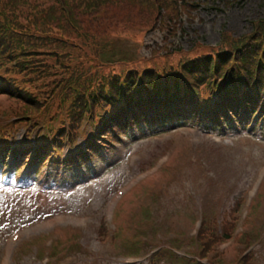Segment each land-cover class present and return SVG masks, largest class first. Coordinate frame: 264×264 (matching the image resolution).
<instances>
[{
	"label": "rangeland",
	"instance_id": "rangeland-1",
	"mask_svg": "<svg viewBox=\"0 0 264 264\" xmlns=\"http://www.w3.org/2000/svg\"><path fill=\"white\" fill-rule=\"evenodd\" d=\"M260 20H264V0H0V60L5 74L33 78L31 85L16 89L15 99L0 96V123L41 122L64 95L69 106L82 69L93 75L91 87H95L102 78L124 70L151 68L150 61L156 63L154 56L185 61L199 54L201 42L216 45L233 35L242 37ZM180 49L185 51L180 53ZM13 68L19 70L12 73ZM111 69L114 72L109 74ZM48 102L51 105H46ZM156 133L124 141L122 152L128 147L130 153L142 158L135 168L129 169L124 162L91 183L76 179L70 192L0 189V264L6 259L7 264H45L43 251L51 254L46 245L52 244L55 252L60 251L54 252L52 264L123 263L125 257H132L128 253H148L144 244L170 247L175 238L183 241L178 233L188 237L197 229L200 232L201 227L193 228V223L206 215V229L216 239L209 241L206 230L202 232L200 245L207 247L201 258L206 264H244L249 261L242 259L243 252L248 253L246 244L253 246L255 263L250 264H264V209L257 208L254 221L246 222L247 204L241 205L245 190L251 189L249 199L256 192L253 179L264 165V145L236 141L229 147L224 141L187 131L157 140ZM248 145L255 148V154ZM169 158L167 169L161 170ZM139 172V183L118 205L116 223L107 221L104 210L109 198ZM37 178L42 181L45 174ZM59 213L82 217L65 216L66 222L60 224L48 221L44 229L37 226L22 236L19 244L8 243L2 248L14 229ZM101 226L108 229L102 232ZM232 226L237 229L234 235ZM253 230L258 238L252 236ZM229 233L237 240L223 242ZM32 237V248L25 246L18 254ZM188 241L190 251H199V242ZM72 246L74 249L63 256L62 251ZM31 254L38 258H27Z\"/></svg>",
	"mask_w": 264,
	"mask_h": 264
},
{
	"label": "trees",
	"instance_id": "trees-1",
	"mask_svg": "<svg viewBox=\"0 0 264 264\" xmlns=\"http://www.w3.org/2000/svg\"><path fill=\"white\" fill-rule=\"evenodd\" d=\"M236 59L238 61H240V64H241L242 68H239L238 66L237 67L239 69H241V71L243 72V75L245 76L247 81L248 82H252L255 79V77L252 74H250L251 73V69H250L249 59H247V58H244L242 60H240L239 58H236ZM235 73L236 72H233L231 74H235ZM225 78L227 79V74H226ZM33 107H35V106L33 105Z\"/></svg>",
	"mask_w": 264,
	"mask_h": 264
}]
</instances>
